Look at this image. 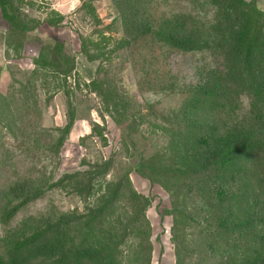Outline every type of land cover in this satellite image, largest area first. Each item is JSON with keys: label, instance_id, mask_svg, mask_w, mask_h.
<instances>
[{"label": "rangeland", "instance_id": "374dc122", "mask_svg": "<svg viewBox=\"0 0 264 264\" xmlns=\"http://www.w3.org/2000/svg\"><path fill=\"white\" fill-rule=\"evenodd\" d=\"M158 29L207 46H168ZM57 41L73 59L65 76L36 63ZM247 59L264 72V0L0 2L4 260L54 264L64 247L68 264H264L263 179L162 170L211 156L209 136H244L250 97L233 75Z\"/></svg>", "mask_w": 264, "mask_h": 264}, {"label": "trees", "instance_id": "16d2710c", "mask_svg": "<svg viewBox=\"0 0 264 264\" xmlns=\"http://www.w3.org/2000/svg\"><path fill=\"white\" fill-rule=\"evenodd\" d=\"M0 2L4 4L5 7V0H0ZM87 7L91 8L90 4H88ZM7 15L8 20L12 26L17 27L20 24L21 19H19L17 16L11 13H8ZM154 33L158 36L159 39H163V41H165L168 46L178 47V49L183 51H187L188 49L193 48H199L203 45L207 46V43L200 44L184 42L170 35L162 33L160 29H158ZM261 37V34L257 31L251 37L246 38V42L243 44V47L248 50L257 48L258 44L262 40ZM53 48L55 49L53 50L55 51L54 53L56 55L51 54L48 60H46V58L44 57L42 59H37L36 63L52 64L53 68H50V71H53V73L55 74H63V76L69 74L71 69L73 68V59L67 56L61 42L57 41ZM87 48L88 47L85 40L82 39V49L86 53L88 52ZM62 61H66L65 64ZM251 61V59H247L245 61V71L242 70L241 72V70H238L235 72V74L233 73L234 75L228 73L229 76L233 75V78L237 80L240 79L243 85L241 89L247 91L250 97L249 107H251V109L249 110V115L252 116V119L251 121H247L245 123V126L242 128L244 136L240 137L236 133H232L230 137H215L213 135L209 136L208 142L210 140L211 144H215L217 146V148L213 152H211V156H207L202 160H199L197 163L195 162V165H190V163L188 162L190 160L186 159L185 156L184 161L182 162L185 164L181 163L182 165L168 167V169H165L167 167H164L162 169L164 173L172 176L171 178H181L182 182L188 183V181H190L192 178L191 176H193L197 172L204 171V173L202 174L203 176L207 177H211L214 175H222V177H224L226 176V174H224L225 171L240 167L245 173L247 182L257 178L263 179L264 181V72L259 73L258 70L257 72L251 73V66L249 64V62ZM205 94L206 95L201 98V102H206L208 104L209 101L213 98V94L212 92H205ZM207 97H209L208 100ZM112 99L115 100V98ZM257 103H260V106L256 105ZM73 114L74 110L71 109L69 123L62 129L61 134L57 138V148L62 144L64 140L65 133L71 124V120L74 118ZM93 132H97L94 127L92 128V133ZM149 170L154 171V169L152 168H149ZM140 172L145 174V172L141 170ZM248 184L251 185L250 182ZM16 207L18 206H14L13 208L6 210L4 215H10L12 213V210H14ZM251 224L252 223L249 222V226H251ZM55 231V236L59 237L60 235V239L64 240L65 235L60 232V228L58 226L55 228ZM41 233L42 232H40V234ZM27 240L28 237H24L20 241L18 240L15 243L16 245H18L16 248H20L21 246H23V244H26ZM14 252V257L15 255H21L17 254V251ZM4 256L5 255L3 253L0 254V264H17V260H14L13 257V262H9V260L6 262L3 258ZM68 262V251L63 247L60 250V253L53 258V263L68 264Z\"/></svg>", "mask_w": 264, "mask_h": 264}]
</instances>
